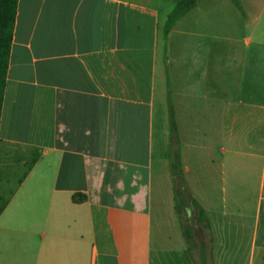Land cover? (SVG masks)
I'll list each match as a JSON object with an SVG mask.
<instances>
[{
	"label": "crops",
	"instance_id": "obj_1",
	"mask_svg": "<svg viewBox=\"0 0 264 264\" xmlns=\"http://www.w3.org/2000/svg\"><path fill=\"white\" fill-rule=\"evenodd\" d=\"M178 1L17 0L0 264H196L173 135L208 264H264V0Z\"/></svg>",
	"mask_w": 264,
	"mask_h": 264
},
{
	"label": "trees",
	"instance_id": "obj_2",
	"mask_svg": "<svg viewBox=\"0 0 264 264\" xmlns=\"http://www.w3.org/2000/svg\"><path fill=\"white\" fill-rule=\"evenodd\" d=\"M197 1L198 0H179L169 16V21H173L185 13L192 8ZM16 10L17 0H0V114ZM170 128L174 134L175 126L172 120L170 122ZM172 142L175 143L174 135L172 136ZM173 159L171 169L174 180V199L180 220L186 225L187 216L193 215L201 228L208 230L210 227L208 218L204 210L201 209L191 197L184 181L177 149L173 151ZM183 234L186 241L192 237V231L188 227L183 230Z\"/></svg>",
	"mask_w": 264,
	"mask_h": 264
},
{
	"label": "rangeland",
	"instance_id": "obj_3",
	"mask_svg": "<svg viewBox=\"0 0 264 264\" xmlns=\"http://www.w3.org/2000/svg\"><path fill=\"white\" fill-rule=\"evenodd\" d=\"M169 93V92H168ZM166 109L170 113V99L169 96L166 98ZM245 124L246 121H240ZM264 142V137H259ZM178 148V142L175 136V143L172 142V137L170 138L169 156H170V166L173 162V151ZM172 170V169H171ZM179 219L180 229L183 231L188 227L192 231V237L188 239L187 245L188 249L192 254L196 264H208L207 251H208V232L206 229H202L200 224L196 221L195 216L189 215L186 218V225Z\"/></svg>",
	"mask_w": 264,
	"mask_h": 264
}]
</instances>
